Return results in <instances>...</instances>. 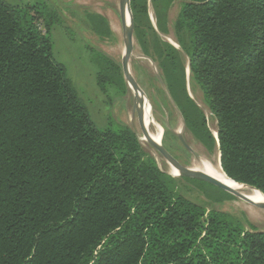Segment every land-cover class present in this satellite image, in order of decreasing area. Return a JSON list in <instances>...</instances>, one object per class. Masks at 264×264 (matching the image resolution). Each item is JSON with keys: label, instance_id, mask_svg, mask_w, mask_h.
Here are the masks:
<instances>
[{"label": "trees", "instance_id": "obj_1", "mask_svg": "<svg viewBox=\"0 0 264 264\" xmlns=\"http://www.w3.org/2000/svg\"><path fill=\"white\" fill-rule=\"evenodd\" d=\"M131 8L134 36L159 60L186 128L211 148L181 51L142 29L147 0ZM38 13L45 33L0 0V264H264V230L188 199L131 127L96 126L55 59V16ZM91 18L97 33L112 34L102 16ZM175 29L190 35L180 42L218 121L222 169L264 193V0H184ZM91 51L101 90L123 88L122 67Z\"/></svg>", "mask_w": 264, "mask_h": 264}, {"label": "rangeland", "instance_id": "obj_2", "mask_svg": "<svg viewBox=\"0 0 264 264\" xmlns=\"http://www.w3.org/2000/svg\"><path fill=\"white\" fill-rule=\"evenodd\" d=\"M8 1L23 12L38 18L36 23L44 33L47 32L45 18L40 17L38 11L45 17L50 13L55 16L51 19L50 27L55 59L65 65L68 76L76 85L96 126L100 129L115 127L110 124L113 120L116 124L131 127L137 133L143 147L156 159L160 168L172 174L170 163L157 150L150 148L144 137L140 125L137 97L128 86L125 77L123 88L109 86L107 92L102 91L97 82L99 67L93 59L91 48L107 54L122 67L125 43L120 17V0ZM183 2L184 0H147L150 23L141 26L149 33L150 39L156 32L162 40L170 42L181 51L186 67L188 95L204 112L208 129L216 139V143L210 148L187 130L183 114L168 89L159 60L153 55H146L136 37L129 67L151 104L152 115L163 127V146L181 164L196 168L202 160L220 162L217 139L218 121L211 112L201 87L191 75L189 58L180 42L188 45L190 35L186 31L178 33L175 29ZM92 15L102 16L110 26L112 34L97 33L93 28ZM180 133L186 136L192 151L181 143L178 137ZM174 177L177 179L178 190L191 201L201 204L208 210L217 209L233 215L246 229H250L253 225L259 230H264V209L235 195L227 196L225 193H219L214 187L187 180L179 175ZM214 194L222 199L214 200Z\"/></svg>", "mask_w": 264, "mask_h": 264}, {"label": "water", "instance_id": "obj_3", "mask_svg": "<svg viewBox=\"0 0 264 264\" xmlns=\"http://www.w3.org/2000/svg\"><path fill=\"white\" fill-rule=\"evenodd\" d=\"M119 7H120V17H121L122 26H123V37H124V43H125V55L122 60V70H123L124 77H125V80L128 86L136 94L137 104L139 105L140 125L142 128L144 137L147 140L150 148H153L157 150L160 154H162L164 158L170 163L172 168H175L176 170H178L179 176L194 178V179L201 180L203 182L212 184L224 190L227 193L235 195L249 202L250 204L254 206L264 209V202H259V201L252 199L250 195L245 193V191L240 190L230 184H227L217 178H214L202 170L184 166L163 146L162 139L157 141L155 138L151 136V134H149L145 126V105L147 103V98L145 97L144 91L142 90L140 85L137 83L133 75L131 74L130 67H129V62H130V58L133 53L134 42H135L134 18H133V13H132V8H131V0H120ZM217 136H218V132H217ZM184 144L189 148V146L186 143ZM233 181L237 184H241L244 186H250L247 184L236 182L235 180Z\"/></svg>", "mask_w": 264, "mask_h": 264}, {"label": "bare ground", "instance_id": "obj_4", "mask_svg": "<svg viewBox=\"0 0 264 264\" xmlns=\"http://www.w3.org/2000/svg\"><path fill=\"white\" fill-rule=\"evenodd\" d=\"M127 17H129V16H127ZM145 126H146L149 134H151V136L153 138H155L157 141H159L163 138V131H164L163 127H162V125H160V123L157 122V120L152 115L151 104L148 100H147V103L145 105ZM152 126H153V128H152ZM182 129H183V126H182ZM195 169L202 170L214 178H217V179H219V180H221L227 184H230V185L235 186L236 188H238L240 190L245 191V193L250 195L251 198L256 200V201L264 202V193H262L257 188H254L251 186H244V185L235 183L233 181V179L230 178L224 172L219 161H218V163H214V162L209 161V160H202L201 164L198 167H196ZM171 173L174 176H178V170H176L175 168L171 169Z\"/></svg>", "mask_w": 264, "mask_h": 264}, {"label": "flooded vegetation", "instance_id": "obj_5", "mask_svg": "<svg viewBox=\"0 0 264 264\" xmlns=\"http://www.w3.org/2000/svg\"><path fill=\"white\" fill-rule=\"evenodd\" d=\"M187 130H189V129H187ZM190 131V130H189ZM191 133H192V131H190ZM192 135H193V137H195V138H197L193 133H192ZM179 139H180V141H181V143L185 146V148H187L189 151H192V147H191V145L189 144V142H188V140H187V138H186V136L182 133H180L179 134ZM198 139V138H197ZM200 140V139H199ZM184 143H186L188 146H189V148L184 144ZM175 157V156H174ZM176 158V157H175ZM177 159V158H176ZM178 160V159H177Z\"/></svg>", "mask_w": 264, "mask_h": 264}]
</instances>
